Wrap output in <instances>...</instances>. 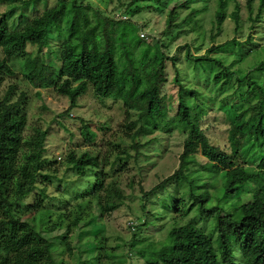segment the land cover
<instances>
[{"label": "trees", "instance_id": "trees-1", "mask_svg": "<svg viewBox=\"0 0 264 264\" xmlns=\"http://www.w3.org/2000/svg\"><path fill=\"white\" fill-rule=\"evenodd\" d=\"M37 1L0 0V6L5 7L0 15V264H70L62 257L65 251L75 264H112L110 261L119 260L121 255L108 250L105 237L82 232L91 222L103 220L111 212L114 200L122 196L118 182L113 178L115 173L107 174L101 168L98 155L71 152L63 163L65 171L74 178L70 182L84 181L89 175L91 181H86L90 183L89 188L87 184L84 189L79 188L72 199L64 198L62 187H58V195L48 193L46 177L51 173L46 171L47 166L56 162L48 159L52 152L50 128L27 126L24 91L18 92L13 84L1 89L5 80L17 73L32 88L52 89L67 98L66 115L91 90L96 100L120 103L126 115H136L137 118L127 126L128 131L134 130L133 139L142 135L146 127L164 134L177 131L183 135L185 143L178 156V167L159 185L144 193L143 198L148 199L156 190L175 181L189 187L192 201L183 211L177 209V205L175 213L180 218L186 217L198 205L197 211L209 217L216 208H206L212 197L204 189L209 187L208 184L199 182L194 175L186 177V169L197 164L191 158L194 150L188 141L198 140L201 155L207 162L200 164L202 171L218 173L228 169L233 158L222 147L212 145L201 130L199 123L206 113L202 96L198 89L179 82L176 56H168L172 40L189 20L197 17V12L191 11L177 22L179 11L189 9L194 0H118L119 5L110 11L98 10L92 3L81 0H56L52 7L30 17L27 10H33ZM231 1L219 0L211 32H220ZM254 1L246 0L250 22L257 21L264 13V0H257V14L252 17ZM139 2L149 3L138 6ZM235 9L231 18L238 30L241 27L238 4ZM149 10L158 15L168 11L162 33L168 42L142 33L148 19L142 18L139 23L132 21ZM117 11L126 16L124 20L113 17ZM174 31L175 36H170ZM139 34H142L141 38ZM247 42H251V37ZM226 45L228 43L211 47L202 56H193L186 50L185 59L192 60L194 68L206 76L204 83L223 87L232 78L233 74L210 56ZM166 62H171L175 70L173 81L178 87L173 116H169V108L161 96V88L167 80ZM255 71L261 73L262 79L247 76L239 79L233 102L229 105L222 102L221 109L230 127L242 136L239 158L249 161L258 152L256 162L261 164V169L256 173L229 174L221 186L225 197L264 175V59L259 61ZM243 87L245 91L240 94L239 102L237 97ZM81 126L83 143L93 145L96 132L86 121L81 120ZM100 130H107V127L102 126ZM153 142L155 140L144 144L135 142L130 147L138 150ZM112 145L117 150L110 163L113 167L128 160L130 154L128 149ZM110 155L103 158L106 164ZM198 188L195 193L194 189ZM29 196L35 199L23 205ZM80 199L83 201L78 202ZM37 221H40L39 227ZM146 223L143 221L142 226ZM128 228L133 233L130 241L116 247L128 249L129 256L133 251L134 258L142 257L146 250L140 244L144 241L136 239L134 222L130 221ZM53 232L60 233L54 237L56 242L45 237ZM75 232L79 237L88 238L83 250H78L76 244L70 245L68 238ZM215 232L213 241L195 223L173 226L163 242L154 248L150 245V259L143 264H264V190L255 192L250 201L240 204L235 214L218 212ZM75 252L78 255L73 259Z\"/></svg>", "mask_w": 264, "mask_h": 264}, {"label": "rangeland", "instance_id": "rangeland-1", "mask_svg": "<svg viewBox=\"0 0 264 264\" xmlns=\"http://www.w3.org/2000/svg\"><path fill=\"white\" fill-rule=\"evenodd\" d=\"M183 1V0H180ZM185 1V0H184ZM82 3H92V5L103 11H110L119 5L118 0H81ZM219 0H194L187 10H180L178 15L179 22L191 11H196L197 16L191 19L181 28L178 36L172 40L168 56H176V69L179 82L185 87L198 89L202 96L205 109V115L200 121V127L209 142L212 145L222 147L227 154L233 158L232 166L228 169H222L218 173H210L202 171L200 164L203 165L206 160L201 155L200 146L197 139L188 141L189 147L194 150L192 159H195L197 164L190 165L186 169L188 176H196L199 182L208 184V188H204L212 196L207 209L215 207V212H212L209 217L197 211L198 205L193 208L186 217L180 218L175 213V208L183 211L192 204L189 199V187L183 186L180 183L171 181L163 188L155 191L148 199H144L143 195L149 192L155 186L159 185L163 180L168 178L178 167V156L182 152L185 143V137L177 131L170 133H162L151 131L146 127L144 133L138 138L133 139L134 130L128 131L127 126L130 121L136 119V115L131 113L126 115L120 103L113 101L100 102L96 100L90 91L83 95L76 107L69 111V114H64L69 108L68 99L58 95L52 89L36 90L28 85L21 76L17 73L14 77L7 78L2 85V90L7 85H15L16 89L24 91L26 94L25 111L27 115V126L39 127L42 129L50 128V141L52 152L48 154L50 161H56L51 166H47L46 171L51 174L44 175L47 180L46 190L50 195H58V187L64 189V198H73L79 192V188L84 189L87 184V189L91 181L87 175L86 180L71 183L73 176L65 171L63 166L65 156L73 152L80 155L83 152H88L92 155H98L101 159V168L107 174H113V178L118 182L119 190L122 192L120 198H116L112 203L111 212L106 215L101 221H93L82 230L83 233L89 232L88 235H97L106 238L108 250H115L114 253L121 254L119 260L110 261L112 264H143L147 259H150L148 252L154 248V245L161 243L166 239L168 230L173 226H179L186 223L194 224L201 228L213 241L216 239L215 232L216 219L218 212L235 214L240 204L245 201H250L255 192L264 190V175L261 178L255 179L252 182L246 183L244 188H240L235 194L225 197L221 188L226 177L229 174H239L241 172L256 173L261 168V164L256 162L255 153L252 159L244 161L239 158L238 149L239 142L242 141V136H238L232 127L222 107V102L229 105L233 102V92L237 88V81L244 77L262 79L261 73L256 72L260 60L264 59V13L255 22L248 21L249 9L246 7V0H232L226 9L227 18L219 33L212 30L214 15L217 9ZM56 0H38L33 10H27L30 17L40 14L45 9L55 5ZM145 3L139 2L138 6H145ZM239 5V17L241 19V27L235 29V21L231 18V14L235 12V5ZM258 3L254 1L252 7V17L257 14ZM5 7L0 6V15L4 12ZM168 11L165 14L158 15L151 10L144 11L133 18V22H140L142 18L148 19V25L142 33H146L155 39L165 40V35L162 33L166 27ZM116 19H122L120 11L113 15ZM127 20V18H126ZM140 35V34H139ZM170 36H175V31L170 33ZM140 37V36H139ZM251 37V42H247V38ZM141 38V37H140ZM232 41H235L232 44ZM228 45L219 49L216 53L210 55L219 60L224 67L233 74L232 78L226 86L213 85L212 83H204V77L201 70H196L193 61H187L184 57L186 50H189L193 56L205 55L206 51L211 47ZM184 47H188L184 48ZM218 71V70H217ZM176 73L171 62H166V83L161 88V96L164 104L169 108V116H173L177 106V91L173 79ZM245 91V87L239 92V99ZM17 92V93H18ZM201 98V97H200ZM245 103V102H243ZM246 106V103L243 105ZM81 120L90 124L93 132H96L97 138L93 145L84 144L81 136ZM107 127V130H100V127ZM154 141L147 147L133 149L130 145L135 142L144 144L149 141ZM120 145V149H128L130 157L128 160L116 163L113 167L110 163L113 161L117 150L113 145ZM137 152H140L137 153ZM108 164L103 161L106 155L110 154ZM112 168V169H111ZM204 168V167H203ZM46 174V173H45ZM64 174L66 176H64ZM42 187V185H39ZM194 189L195 193L199 190ZM34 197V196H33ZM29 196L23 202V205L32 203L33 198ZM75 198V197H74ZM181 200L182 202L177 203ZM83 201V200H78ZM45 202H48L47 200ZM49 204V203H48ZM51 206V205H50ZM143 206L145 207L143 209ZM93 209V208H92ZM218 209V210H217ZM94 214L97 215L95 208ZM146 216H141L143 214ZM181 213V212H180ZM150 214V215H149ZM135 223L137 238L144 241L141 243V248L145 249L142 257L134 256V252L127 254L128 249L117 248L123 242L130 241L132 232L128 228L129 222ZM143 221H147L143 225ZM37 226H40V221H37ZM60 235L58 232L46 234L45 237L51 238L56 242L55 236ZM54 239V240H53ZM87 237H79L76 232L69 236L70 245L76 244L78 250H83L89 241ZM139 245L136 246L138 248ZM78 250L76 252H78ZM76 252L73 254L75 259ZM124 254H127L125 257ZM123 255V256H122ZM65 261L70 264L75 262L70 258L65 251L62 256ZM132 258V261L129 259Z\"/></svg>", "mask_w": 264, "mask_h": 264}, {"label": "clouds", "instance_id": "clouds-1", "mask_svg": "<svg viewBox=\"0 0 264 264\" xmlns=\"http://www.w3.org/2000/svg\"><path fill=\"white\" fill-rule=\"evenodd\" d=\"M140 37H141V35H140ZM130 223V222H129ZM129 225V224H128Z\"/></svg>", "mask_w": 264, "mask_h": 264}, {"label": "built area", "instance_id": "built-area-1", "mask_svg": "<svg viewBox=\"0 0 264 264\" xmlns=\"http://www.w3.org/2000/svg\"><path fill=\"white\" fill-rule=\"evenodd\" d=\"M141 37H142V34H141Z\"/></svg>", "mask_w": 264, "mask_h": 264}]
</instances>
